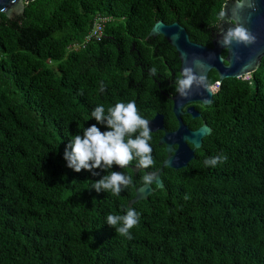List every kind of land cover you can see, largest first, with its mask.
Masks as SVG:
<instances>
[{
	"label": "trees",
	"instance_id": "16d2710c",
	"mask_svg": "<svg viewBox=\"0 0 264 264\" xmlns=\"http://www.w3.org/2000/svg\"><path fill=\"white\" fill-rule=\"evenodd\" d=\"M226 1L28 0L18 16L0 13V264H264V57L247 79L220 83L201 110L210 135L187 167H164V187L147 199L127 205L166 156L162 132L151 133L152 167L118 171L132 178L118 196L93 188L104 170L77 173L63 158L84 128L109 130L91 117L99 105L107 114L134 101L143 118L164 113L174 128L166 99L180 61L162 35H146L156 20L177 21L210 47ZM96 15L113 19L103 37L69 50ZM216 156L227 159L204 165ZM128 208L140 217L131 239L106 223Z\"/></svg>",
	"mask_w": 264,
	"mask_h": 264
},
{
	"label": "water",
	"instance_id": "95a60500",
	"mask_svg": "<svg viewBox=\"0 0 264 264\" xmlns=\"http://www.w3.org/2000/svg\"><path fill=\"white\" fill-rule=\"evenodd\" d=\"M26 1L28 0H0V13H4L8 18L18 16L24 12ZM222 11L225 19L217 25L210 47L191 41L186 29L177 21L168 24L156 20L146 35V39L162 35L177 52L180 78H183L186 68H191L197 78L203 77L204 85H194L187 96H181L177 91L170 96L173 114L178 120V127L174 131L165 130L161 114H155L148 119L151 133L163 131L158 144L164 145L166 156L160 167L154 171L153 182L143 183L135 188L134 196L127 202L128 207L137 201L147 199L157 189L164 187L160 177L164 167L175 170L187 167L195 158V150L202 146L203 138L210 135L212 129L205 122L196 129H190L181 119L184 113L182 108L188 103L198 102L203 106L212 103L215 85H211V90L205 86L210 85L209 73L214 71L217 74L216 84L220 85L226 78L249 76L260 66L264 57V0H227ZM237 26L243 27L254 37V41L248 44L233 41L230 45H224L223 39L227 31ZM222 51H226L224 56ZM185 112L192 116L200 115L192 106ZM128 167L134 173L140 169L134 165ZM120 169L116 165L117 172ZM150 173L153 172H145Z\"/></svg>",
	"mask_w": 264,
	"mask_h": 264
},
{
	"label": "clouds",
	"instance_id": "9594fccd",
	"mask_svg": "<svg viewBox=\"0 0 264 264\" xmlns=\"http://www.w3.org/2000/svg\"><path fill=\"white\" fill-rule=\"evenodd\" d=\"M220 17H224L223 12L220 13ZM233 41L248 44L254 41V37L243 27L237 26L227 31L223 44L230 45ZM150 71L155 74L156 69L152 68ZM194 85H204L203 77L197 78L191 68H186L183 78L176 81V91L181 96H187ZM205 86L209 90L212 89L211 85ZM101 91L104 89L101 88ZM91 117L109 130L101 132L95 124L84 128L82 135L72 136L65 147L63 158L67 167L77 173L87 170L93 175H99L94 170H104L107 174L95 181L93 188L98 193L111 192L118 196L132 184V178L124 172L109 171L113 165L125 169L134 160L137 161L136 166L141 169H148L154 165L153 149L149 143L152 138L149 121L139 114L134 101L117 103L107 110V114L103 105H99L91 112ZM226 159V156L207 158L204 165L215 167ZM154 177V172L145 174L142 177L143 183L151 184ZM139 218V213L135 209L128 208L125 215L109 214L106 223L114 228L116 233L131 239L130 230L138 224Z\"/></svg>",
	"mask_w": 264,
	"mask_h": 264
},
{
	"label": "flooded vegetation",
	"instance_id": "af4514ba",
	"mask_svg": "<svg viewBox=\"0 0 264 264\" xmlns=\"http://www.w3.org/2000/svg\"><path fill=\"white\" fill-rule=\"evenodd\" d=\"M144 71H145L146 74L153 75V74L151 73V71H150L149 69H147V68H146ZM178 72H179V69H178ZM209 74H210V73H209ZM179 75H180V74H179ZM158 76H159V75H158ZM208 76H209V75H208ZM174 78H175V73H174V72H170V74L167 75V70H166L165 73H164V75H163V78H162V80H163V84H164L165 86L173 85V84L175 83ZM157 83H158V86L161 85V82H160V81H158ZM213 85H215V89H214V92H215V91L217 90V87H218L219 85H217L216 82H215ZM172 95H173V94L169 95V98H170V96H172ZM166 100L170 102V112H171V116L174 118L173 125L175 124V127L170 129L169 126L166 124V120H167V116H166V115H167V114L160 113V112H156L155 114H161V115L163 116V124H164V127H165V130H166V131H174V130L178 127V120H177V118H176V117L174 116V114H173V110H172V106H173V104H172V100H171V99H166ZM189 106L194 107V109L197 110L198 113H199L200 115H198V116H192V114L185 112ZM202 107H203V105H202L201 103L193 102V103H188L187 105H185V106L182 108V110H183L184 113L181 115V119H182L183 123H184L185 125H187L190 129H196V128H198L203 122H205V120L203 119L202 113H201ZM155 114H153V115H152L151 117H149L148 119H151L152 117H154ZM168 117H169V116H168ZM148 119H146V120H148ZM191 120H192L193 122H196L197 120H200L201 123H200V125L197 126L196 128H193V127H191L190 124L188 123V122L191 121ZM205 123H206V122H205ZM206 124H207V123H206ZM157 132H162L161 136L163 135V131H162V130H157V131L152 132V133H157ZM161 136H160V137H161ZM163 147H164V145H163ZM164 150H165V149H164ZM134 166H136V165H134ZM128 168H129V167H128ZM129 169H130V168H129ZM141 170H142V169L140 168L135 174L137 175V173H138L139 171H141ZM146 172H147V171H146ZM144 175H145V172H144ZM160 177H161V176H160ZM142 184H143V183H142ZM140 185H141V184H140ZM138 186H139V185H138ZM152 187L155 188V185L152 184Z\"/></svg>",
	"mask_w": 264,
	"mask_h": 264
},
{
	"label": "built area",
	"instance_id": "2783aa9c",
	"mask_svg": "<svg viewBox=\"0 0 264 264\" xmlns=\"http://www.w3.org/2000/svg\"><path fill=\"white\" fill-rule=\"evenodd\" d=\"M111 16L96 15L93 20L92 27L80 42L72 43L68 46L69 50H78L87 44L98 41L103 37L106 23L112 21Z\"/></svg>",
	"mask_w": 264,
	"mask_h": 264
},
{
	"label": "rangeland",
	"instance_id": "374dc122",
	"mask_svg": "<svg viewBox=\"0 0 264 264\" xmlns=\"http://www.w3.org/2000/svg\"><path fill=\"white\" fill-rule=\"evenodd\" d=\"M249 76H245L244 78L247 79Z\"/></svg>",
	"mask_w": 264,
	"mask_h": 264
}]
</instances>
